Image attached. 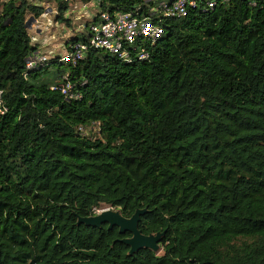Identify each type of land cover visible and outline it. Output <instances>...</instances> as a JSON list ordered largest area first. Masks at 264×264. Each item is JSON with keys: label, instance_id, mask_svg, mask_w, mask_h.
<instances>
[{"label": "trees", "instance_id": "trees-1", "mask_svg": "<svg viewBox=\"0 0 264 264\" xmlns=\"http://www.w3.org/2000/svg\"><path fill=\"white\" fill-rule=\"evenodd\" d=\"M45 1L68 25V0ZM137 2L95 0L67 43ZM27 11L44 8L0 6V264H264V0L170 20L144 60L88 50L51 82L56 57L24 68ZM65 81L78 98L49 89ZM94 122L96 137L76 130ZM100 205L145 208L137 228L164 230L161 252L128 254V232L76 224Z\"/></svg>", "mask_w": 264, "mask_h": 264}, {"label": "built area", "instance_id": "built-area-1", "mask_svg": "<svg viewBox=\"0 0 264 264\" xmlns=\"http://www.w3.org/2000/svg\"><path fill=\"white\" fill-rule=\"evenodd\" d=\"M227 2L228 0H140L126 11H101L97 14V19L88 26V35L84 40L68 43L66 40L63 50L54 54V57L59 62L74 65L85 57L88 50L96 49L112 54L125 63L144 60L148 57L147 45L153 44L165 34L169 27L168 21ZM49 58L43 53L32 51L25 58L24 68L38 69ZM63 79H66V75ZM71 87L72 84L65 81L51 85L49 89H57L67 98H78ZM4 111L0 100V114ZM94 125L97 126V123H91L89 127ZM76 130L83 134L84 127L77 126Z\"/></svg>", "mask_w": 264, "mask_h": 264}, {"label": "rangeland", "instance_id": "rangeland-1", "mask_svg": "<svg viewBox=\"0 0 264 264\" xmlns=\"http://www.w3.org/2000/svg\"><path fill=\"white\" fill-rule=\"evenodd\" d=\"M3 1L4 0H0V6ZM26 2L29 4L42 6L44 8V12L36 19H33L28 11L26 12L27 32L31 37L33 46L37 47L38 44L35 41L36 39L34 40L32 37L36 36L35 38H41V36L36 35V32L33 30V28H43V26H48L46 28L48 32V41L47 45H45L46 48H37V51L47 55L50 58L54 57V54H58L63 50V43L66 40H70L71 38L79 35V33L83 30L84 25L93 19L97 10L95 0H68V10L65 13V16L69 22L67 25L65 22H59L55 20L56 12L53 2H47L45 0H26ZM63 34H65V36H63ZM50 36H52V38H50ZM55 43L58 44V46L56 45V47H54ZM49 49H52L53 51L51 52ZM56 61L58 60L56 59ZM63 66V62L58 61V63H51L48 67L47 73L41 77L49 80V82L56 81L58 79L56 78L55 72L57 71V68H62ZM83 134L96 137L97 126L94 125L92 128H85L83 130ZM101 207H105V205H100L99 208L94 209V212H97ZM112 209L114 208L112 207ZM157 252L160 253L161 250L159 249Z\"/></svg>", "mask_w": 264, "mask_h": 264}, {"label": "water", "instance_id": "water-1", "mask_svg": "<svg viewBox=\"0 0 264 264\" xmlns=\"http://www.w3.org/2000/svg\"><path fill=\"white\" fill-rule=\"evenodd\" d=\"M145 211V208H137L130 216L126 217L117 209L105 206L101 207L92 215L77 216L76 224H84L92 227H100L101 224H106L107 229L115 226L119 233L128 232L129 236L120 240L128 246V254H132L141 248H147L153 252H157L160 249L159 242L164 234V230L150 234H142L137 228V223L139 216Z\"/></svg>", "mask_w": 264, "mask_h": 264}, {"label": "crops", "instance_id": "crops-1", "mask_svg": "<svg viewBox=\"0 0 264 264\" xmlns=\"http://www.w3.org/2000/svg\"><path fill=\"white\" fill-rule=\"evenodd\" d=\"M35 27V26H34ZM45 27V28H44ZM48 26H43V28H33V30H35V32H36V35H40L41 36V38H35V37H32V39H36L35 41H36V43L38 44L37 45V47H36V51H37V48H46L45 47V45H47V41H48V39H47V34H48V32H47V28ZM44 29V30H43ZM41 34H43V35H41ZM52 35H54V34H52ZM63 36H65V34H63ZM50 38H52V36H50ZM56 45L58 46V44H56L55 43V46L54 47H56ZM49 51H53L52 49H49Z\"/></svg>", "mask_w": 264, "mask_h": 264}]
</instances>
